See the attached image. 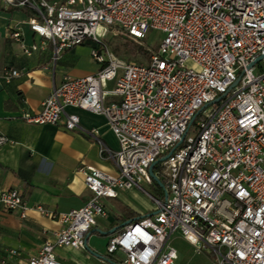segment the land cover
Returning a JSON list of instances; mask_svg holds the SVG:
<instances>
[{
	"label": "built area",
	"instance_id": "built-area-1",
	"mask_svg": "<svg viewBox=\"0 0 264 264\" xmlns=\"http://www.w3.org/2000/svg\"><path fill=\"white\" fill-rule=\"evenodd\" d=\"M0 6L32 13L26 24L39 43L23 45L22 33L10 32L26 57L50 45L55 66L64 51L91 42L100 66L95 74L64 78L38 114L22 118L71 131L80 120L66 109L76 108L102 115L118 142L115 152L103 148L116 175L81 169L91 193L83 206L59 214L35 207L61 227L27 264H62L57 249L85 250L97 218L107 215L101 200L118 190L145 193L141 184L152 185L156 162L153 174L166 198L148 195L151 212L112 234L101 262L175 264L171 237L178 234L197 254L212 253L214 264H264V0H0ZM103 25L136 40L149 31L163 38L146 63L125 61L99 40ZM20 75L14 68L0 74L6 82ZM7 143L0 135V147ZM0 208L26 216L16 190L0 189Z\"/></svg>",
	"mask_w": 264,
	"mask_h": 264
},
{
	"label": "crops",
	"instance_id": "crops-1",
	"mask_svg": "<svg viewBox=\"0 0 264 264\" xmlns=\"http://www.w3.org/2000/svg\"><path fill=\"white\" fill-rule=\"evenodd\" d=\"M10 9L0 6V74L3 68H14L21 75L9 82L0 76V135L9 139V143L0 147V189L18 191L27 211L21 218L19 212H5L0 208V258H7L8 264H27V259L45 241L53 240L61 227L56 220L41 215L35 207L59 214L83 206L91 193L85 186L81 169L90 166L116 175L117 169L103 148L115 152L118 142L102 115L76 108L66 109L68 114H76L80 120L79 128L71 131L61 123L36 125L22 118L24 114H38L52 88L60 85L64 78H83L97 73L100 66L91 57V42L64 51L55 66L51 63L49 46L26 57L22 45L10 37L11 30L17 28L22 33L26 46L39 43L40 39L26 24L30 18L28 12H31ZM108 88L112 89L113 83H108ZM101 201L106 212L108 207L117 211L97 218L86 242L91 253L98 249L96 236L106 237V253L111 234L99 232H109L153 209H149L150 204L136 188L118 190L116 198ZM133 202L144 205L145 212L139 213ZM11 249L18 250L20 255L7 257V251ZM86 251L66 247L57 249L55 255L62 264H107L101 262L105 254H92L93 258Z\"/></svg>",
	"mask_w": 264,
	"mask_h": 264
},
{
	"label": "rangeland",
	"instance_id": "rangeland-1",
	"mask_svg": "<svg viewBox=\"0 0 264 264\" xmlns=\"http://www.w3.org/2000/svg\"><path fill=\"white\" fill-rule=\"evenodd\" d=\"M98 38L101 41V43L104 45L105 49L110 52L113 56H116L117 58L125 61H135L136 63H146L147 60L143 59L140 55L143 51L148 50H156L161 42V39L163 38V34L159 31H149L147 38L144 41V45L142 48L138 49V53L135 52L134 54H128L126 53V50L124 49L126 45V38L123 34H120L117 32L113 27L104 26L103 30L98 31ZM50 43L48 42V45ZM92 44V43H91ZM93 47H95L92 44ZM49 47H51L49 45ZM92 47V48H93ZM88 52V49H87ZM101 54L106 58L105 50L103 49L101 51ZM200 118H197V121ZM141 186L143 187L144 192H141V194L146 198L148 203L150 204L149 209H152L153 204L149 198L148 195H151L153 197L159 198L157 195V192L155 190V187L152 185H148L145 183H142ZM139 213H144L145 208L144 205H141L139 203L133 202ZM102 204V201H101ZM108 214H114L117 209L110 207L107 208ZM98 242V249L95 252L91 253L90 251H86V254L91 255L93 258H95L93 255H99L103 256L105 254V243H106V237H95ZM171 243L172 246L177 250L178 252V259L175 261V264H198L201 262L202 264H214V262L209 261V256H213L212 253L208 251H203L201 254H197L193 250V248L187 244L181 237H179L178 234H174L171 237ZM224 251V250H223ZM93 254V255H92ZM200 264V263H199Z\"/></svg>",
	"mask_w": 264,
	"mask_h": 264
},
{
	"label": "trees",
	"instance_id": "trees-1",
	"mask_svg": "<svg viewBox=\"0 0 264 264\" xmlns=\"http://www.w3.org/2000/svg\"><path fill=\"white\" fill-rule=\"evenodd\" d=\"M10 11H13V9H10ZM28 15L29 17H32L33 15L31 13L28 12ZM114 29L119 32L120 34H123L126 38V45L124 47V49L126 50V53L128 54H134L135 52L138 53V49L142 48V46L144 45V41L145 40H136V39H133L131 38L128 34L122 32L119 28L117 27H114ZM155 50H148V51H143L140 55L142 56L143 59L147 60L148 57H149V54L151 52H153ZM155 170L159 169V166L158 164L155 166L154 168ZM160 182H163V180H160ZM152 186L155 187V190L157 192V195L159 198H163L164 197V192H163V189L155 182L152 183ZM139 218V217H138ZM138 218H134V219H131L132 221L138 219ZM122 228V227H121ZM120 228V229H121ZM120 229H117L116 231H114L112 234L116 233L117 231H119ZM108 233V232H107ZM111 234V235H112ZM109 235V234H108ZM209 261L210 262H214V257L211 255L209 256ZM200 264H202L201 262H199ZM198 263V264H199Z\"/></svg>",
	"mask_w": 264,
	"mask_h": 264
},
{
	"label": "water",
	"instance_id": "water-1",
	"mask_svg": "<svg viewBox=\"0 0 264 264\" xmlns=\"http://www.w3.org/2000/svg\"><path fill=\"white\" fill-rule=\"evenodd\" d=\"M261 58H262V57L260 56V57H258L257 60H260ZM193 119H194V118H193ZM193 119H192V121H193ZM173 150H174V148H172V149L169 151V153H168L163 159H160V160H158V161H161V160H164V159L168 158V157L171 155V153L173 152ZM156 163H157V162H156ZM156 163H154V164H152V165L150 166V168H149V174H150V176L152 177V179L154 180V182L157 183V184L163 189V184H162V183L158 180V178L153 174V169H154ZM164 198H166V195L164 196ZM131 221H132V220H129L128 222L123 223V224H121L120 226L113 228V229L110 230L108 233H107V232H99V233H101V234H103V235L112 234V233H113L114 231H116L118 228L123 227L124 225H126L127 223H129V222H131ZM88 236H89V235L86 236V238H85V242H87ZM86 249H87L88 251H90V250L88 249L87 246H86Z\"/></svg>",
	"mask_w": 264,
	"mask_h": 264
}]
</instances>
